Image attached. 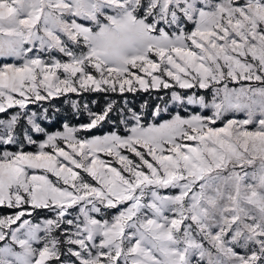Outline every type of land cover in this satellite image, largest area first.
I'll use <instances>...</instances> for the list:
<instances>
[{"label": "snow or ice", "instance_id": "6c2138e0", "mask_svg": "<svg viewBox=\"0 0 264 264\" xmlns=\"http://www.w3.org/2000/svg\"><path fill=\"white\" fill-rule=\"evenodd\" d=\"M0 60V264H264V0H0Z\"/></svg>", "mask_w": 264, "mask_h": 264}, {"label": "rangeland", "instance_id": "374dc122", "mask_svg": "<svg viewBox=\"0 0 264 264\" xmlns=\"http://www.w3.org/2000/svg\"><path fill=\"white\" fill-rule=\"evenodd\" d=\"M5 61L0 60V64H3ZM73 95L74 94H70ZM128 102L131 104V106L135 109H141L143 108V105L147 104L148 107H151L154 104H158V101L156 99L155 95H149L147 93H137L135 95L133 94H126ZM77 98L78 97H75ZM98 101V106H102L105 101L100 97L96 96L95 97ZM89 101L93 99V97L89 96L87 98ZM167 99V97H165ZM43 104H47L48 102H42ZM51 104L53 107L49 109L50 115H51V122L46 124V127L49 128L51 131H56V130H62V124L67 122L69 123L70 126H78L81 123L86 122L85 118H75L74 115L72 114V111L70 107L64 103V98H59V99H54L51 101ZM34 109L37 107H40L39 105L37 106H32ZM56 109H59L57 111Z\"/></svg>", "mask_w": 264, "mask_h": 264}]
</instances>
